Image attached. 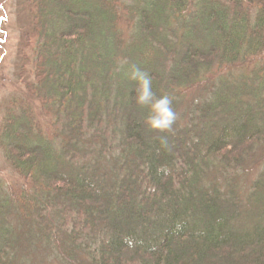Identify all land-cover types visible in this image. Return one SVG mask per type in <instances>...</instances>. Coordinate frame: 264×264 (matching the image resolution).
Returning <instances> with one entry per match:
<instances>
[{"label": "trees", "instance_id": "1", "mask_svg": "<svg viewBox=\"0 0 264 264\" xmlns=\"http://www.w3.org/2000/svg\"><path fill=\"white\" fill-rule=\"evenodd\" d=\"M26 4L0 264H264V0ZM130 64L172 132L142 122Z\"/></svg>", "mask_w": 264, "mask_h": 264}, {"label": "rangeland", "instance_id": "2", "mask_svg": "<svg viewBox=\"0 0 264 264\" xmlns=\"http://www.w3.org/2000/svg\"><path fill=\"white\" fill-rule=\"evenodd\" d=\"M26 1L30 0H0V122L7 108L6 103L13 97L19 96L18 77H22L23 71L20 73V70L24 60L29 59L32 62L29 48L24 46V36L29 32L32 21L26 8L28 7ZM26 68L30 71L31 64L28 63ZM23 75L26 76L24 73ZM141 120L144 122L143 117ZM248 129L249 127L242 134L248 132ZM66 177L71 178L72 175H66ZM0 180L6 184L15 182L1 153ZM257 222H260L259 218ZM129 233L131 229L123 235L126 236Z\"/></svg>", "mask_w": 264, "mask_h": 264}, {"label": "clouds", "instance_id": "3", "mask_svg": "<svg viewBox=\"0 0 264 264\" xmlns=\"http://www.w3.org/2000/svg\"><path fill=\"white\" fill-rule=\"evenodd\" d=\"M127 63V62H125ZM126 76L135 82V102L148 109L144 124L150 131L169 133L178 120V114L173 107V98L167 94L157 96L153 91V80L149 72L136 64H130ZM163 147L168 146L166 135L159 137Z\"/></svg>", "mask_w": 264, "mask_h": 264}]
</instances>
